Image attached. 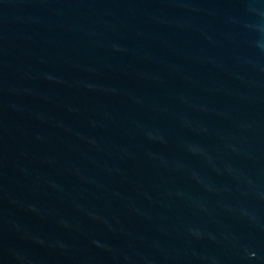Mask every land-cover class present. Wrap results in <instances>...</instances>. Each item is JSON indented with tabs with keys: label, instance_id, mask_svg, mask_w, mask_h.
Returning <instances> with one entry per match:
<instances>
[{
	"label": "water",
	"instance_id": "obj_1",
	"mask_svg": "<svg viewBox=\"0 0 264 264\" xmlns=\"http://www.w3.org/2000/svg\"><path fill=\"white\" fill-rule=\"evenodd\" d=\"M0 264H264V0H0Z\"/></svg>",
	"mask_w": 264,
	"mask_h": 264
}]
</instances>
